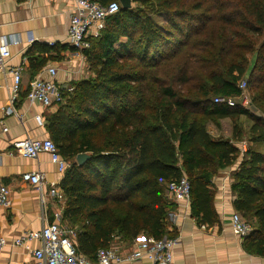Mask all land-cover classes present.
I'll return each mask as SVG.
<instances>
[{"label": "trees", "instance_id": "obj_1", "mask_svg": "<svg viewBox=\"0 0 264 264\" xmlns=\"http://www.w3.org/2000/svg\"><path fill=\"white\" fill-rule=\"evenodd\" d=\"M191 8L199 14H190L183 0H133L127 10L120 4L84 52L91 75L73 82V91L65 92L63 103L46 117L49 137L69 163L59 184L67 199L63 220L77 228V252L93 262L118 238L132 243L139 236L170 237L166 188L183 177L191 184L192 215L201 224L215 222L212 178L241 155L242 117L252 121L249 142L259 149L249 147L234 174V206L251 222V236L264 241V0H199ZM209 11L216 15L212 21ZM153 15L163 16L164 24L157 25ZM208 23H214L215 37L238 43L223 47L228 65L220 49L218 63L205 64L212 69L208 84L190 98L181 97L154 73ZM210 43L200 46V62L208 61ZM67 48L34 43L27 55ZM241 80L257 111L240 104ZM178 81L190 78L185 74ZM217 97L234 98L237 105L217 104ZM226 120L232 123L230 137L208 131V123L221 129ZM80 154L91 156L83 166L76 160Z\"/></svg>", "mask_w": 264, "mask_h": 264}, {"label": "crops", "instance_id": "obj_2", "mask_svg": "<svg viewBox=\"0 0 264 264\" xmlns=\"http://www.w3.org/2000/svg\"><path fill=\"white\" fill-rule=\"evenodd\" d=\"M73 7L74 0H0V38L12 36L20 41L11 46V58L6 62V67L9 70L23 67L22 90L14 103L15 112L6 111L11 106L13 78L8 70L6 73L0 71V176L10 189L12 202L10 208L0 210V237L6 240V246L0 252V264H34L33 251L40 248V242H30L27 249L16 246L15 241L26 232H40L49 221H54L56 212L64 213L65 204L56 201L51 193L59 190L64 173L52 163L49 154L43 153L37 159L25 158L13 153L12 145L27 138H50L46 125L40 126L35 117L41 116L46 124V117L58 107L45 108L28 101L27 94L34 79L51 80L47 69L55 67L57 77L53 81L65 93L73 88V82L91 75L86 56L78 55L69 45ZM34 43L68 48L61 52L56 49L28 56ZM214 127L215 131L208 127L214 137H225L215 124ZM244 142L250 148L259 149L249 141ZM243 143L237 144L240 151ZM243 155L241 152L234 165L218 171L212 178L216 211V220L212 224L199 223L192 215L191 203L176 204L173 199H168L171 204L167 217L168 238L178 237L180 240L174 249V264H264V241L255 239L253 235L240 240L231 230L232 215L239 213L234 206L237 197L231 187ZM27 172H38L45 176L43 193L38 187L23 181L22 176ZM63 222L67 224L65 220ZM114 245L126 254L132 250L133 244L118 238ZM123 264L153 263L144 259L139 263Z\"/></svg>", "mask_w": 264, "mask_h": 264}, {"label": "built area", "instance_id": "obj_3", "mask_svg": "<svg viewBox=\"0 0 264 264\" xmlns=\"http://www.w3.org/2000/svg\"><path fill=\"white\" fill-rule=\"evenodd\" d=\"M51 2L52 0H44ZM120 11V3L111 2L103 4L101 0H74V7L71 12V25L68 34L70 47L83 55L91 46V38L100 35L106 28V21ZM20 41L12 36L0 38V71L12 76L13 82L10 87L11 106L7 112H15L14 103L19 99L22 90L23 67H6V62L11 58V46L19 44ZM53 46L54 44H50ZM47 73L51 80L36 78L30 84L27 94L28 101L38 103L45 108L58 107L63 103L64 90L58 86L53 79L57 77V69L49 67ZM242 90L239 98L240 104L245 108H252L251 100L247 95V82L241 80L239 84ZM73 91V88H70ZM217 104H227L234 107L237 100L234 98H215ZM40 126L45 125L41 116L35 117ZM6 130V129H5ZM246 142L242 144L241 152L248 150ZM12 151L25 158L37 159L41 154L50 155L51 161L55 164L61 173L69 168V163L61 157L57 145L51 138L32 139L27 138L21 141H15L12 145ZM24 182L30 183L43 193V184L45 176L38 172H27L22 176ZM52 196L59 203H64L63 192L53 190ZM10 189L3 182L0 176V210L11 207ZM166 194L168 199H173L176 204L191 203V184L186 177L178 181H172L167 185ZM63 212L58 211L54 214V221L48 222L40 232H26L22 237L15 241L16 246L30 248V242L39 241L40 248L33 251L36 259L34 264H123L124 262L139 263L148 259L153 264H174V249L179 244V238L165 237L156 239L152 236H139L132 242V250L124 254L117 245L101 249L96 255V260L91 261L86 255L78 253L76 250L77 230L63 222ZM231 230L240 240L248 238L252 232V225L239 213H234L231 218ZM6 246V240L0 237V252Z\"/></svg>", "mask_w": 264, "mask_h": 264}, {"label": "rangeland", "instance_id": "obj_4", "mask_svg": "<svg viewBox=\"0 0 264 264\" xmlns=\"http://www.w3.org/2000/svg\"><path fill=\"white\" fill-rule=\"evenodd\" d=\"M199 0H183V3L185 4L186 10L189 11L190 14L197 15L199 14L198 11H195L191 7L193 4L198 2ZM209 4H205L204 8H206ZM208 14V12H206ZM211 13L209 16L210 20L212 21V18L215 19L216 15L209 11ZM215 16V17H213ZM155 21V23L159 26H162L164 24L165 19L163 16H154L152 17ZM208 18V16H207ZM201 24V23H199ZM209 24V23H208ZM214 24V23H212ZM211 23L205 28L206 30L201 32L200 35H192V39L188 43L186 47L180 50V53L178 55L171 56L168 54V56L162 60L161 64L156 68L157 72L154 73V76L156 78H159V80L162 83H165L166 85L172 86L175 90H177L181 97L184 98H190L192 95L198 90L199 86L201 84H208L207 82V76L208 72H211L212 67H214V64L218 63V50H222V54L220 55L221 61L225 62L226 65H228L229 56L224 53V48H229V45H235L238 43V39L235 38L234 40H231V42L227 41L225 37H215L213 33L216 31L214 27H212ZM209 26H211L209 28ZM219 26V25H217ZM209 31H208V29ZM196 31V28L193 27V32ZM219 33V28H218ZM199 40H201L199 42ZM206 42H212L210 43L211 51H209L208 55V61L200 62V59L203 58L201 55V52L204 50H199L200 46L201 48L205 49V43ZM202 43V44H201ZM196 44H200L196 46ZM224 47V48H223ZM231 52V50H230ZM161 54V53H160ZM192 54H194L193 58H191ZM155 56H159L158 54ZM248 60H252V55H247ZM208 63V66L205 64ZM217 67V65H216ZM218 68V67H217ZM188 76L190 78L189 82H181L178 81L179 78H182L183 76ZM153 84V88H157L159 83H156L152 80L151 82ZM247 95L249 99L252 101V94L251 92H247ZM253 108V107H252ZM239 124L242 126V130L244 133V140L249 141V130L252 126V121L248 118L242 117L239 121ZM210 128V130L215 131L214 123L210 122L207 124V128ZM208 128V129H209ZM220 131L223 132V135L225 137H229L232 131V123L229 120H226L223 122V126L220 129ZM64 200V204L66 205V196H63L62 201ZM65 209V206L63 210ZM77 230V228H74Z\"/></svg>", "mask_w": 264, "mask_h": 264}, {"label": "water", "instance_id": "obj_5", "mask_svg": "<svg viewBox=\"0 0 264 264\" xmlns=\"http://www.w3.org/2000/svg\"><path fill=\"white\" fill-rule=\"evenodd\" d=\"M132 1L133 0H120V4L123 9H131L132 8ZM254 111H257L255 107H253ZM90 155L88 154H80L77 156L76 160L78 165L83 166L87 161L90 160Z\"/></svg>", "mask_w": 264, "mask_h": 264}]
</instances>
